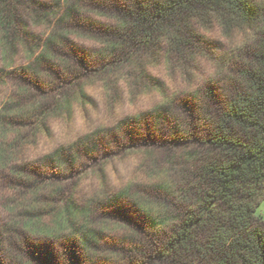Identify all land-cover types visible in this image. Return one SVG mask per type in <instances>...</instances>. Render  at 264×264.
I'll return each instance as SVG.
<instances>
[{
  "label": "trees",
  "instance_id": "trees-1",
  "mask_svg": "<svg viewBox=\"0 0 264 264\" xmlns=\"http://www.w3.org/2000/svg\"><path fill=\"white\" fill-rule=\"evenodd\" d=\"M87 2L0 0L5 50L13 49L18 37L29 51L39 45L24 31L16 13L18 3L36 14L45 11L37 14L44 20L52 10L55 16L62 10L56 19L60 31L20 69L21 77L35 79L40 87V73L54 71L57 79L75 87L85 77L99 75L106 77L111 90L113 75L122 72L132 96L150 87L166 96L164 84L148 74L145 62L161 47L166 48L169 65L189 81L198 69V57L214 60L219 48L200 28L216 23L226 37L239 32L244 40L219 62L218 77L181 95H167L152 110L123 119L110 133L118 145L127 138L137 140L144 131L147 136L161 134L149 139L155 147L188 144L178 156L165 155L170 168L154 169L152 176L158 174V179L154 177L142 192L129 185L114 196L100 195L87 208L77 205L62 185L45 184L51 192L43 197L40 162L12 163L11 149L18 136L2 147L0 161L12 169L16 176L12 185L24 198L12 203V218L0 225V264H264V221L257 211L264 197V0ZM84 5L109 22L82 19ZM72 34L93 39L101 47L89 56L80 55L68 38ZM48 86L56 90V103L44 98L47 90L32 105L15 101L11 104L15 111L11 108L6 114L11 107L6 105L0 114L2 126L19 120L43 122L55 107L71 101V88L55 81ZM24 94L34 93L25 87L19 97ZM101 142L97 132L73 148L61 147L41 163L51 168L75 165L76 154L92 152ZM115 206L119 213L109 211ZM95 211L100 218L121 219L128 211L137 218L141 234L133 230L113 250L101 251L97 246L101 224L92 217ZM46 213L52 216L49 223L43 221Z\"/></svg>",
  "mask_w": 264,
  "mask_h": 264
},
{
  "label": "rangeland",
  "instance_id": "rangeland-1",
  "mask_svg": "<svg viewBox=\"0 0 264 264\" xmlns=\"http://www.w3.org/2000/svg\"><path fill=\"white\" fill-rule=\"evenodd\" d=\"M40 1L54 3L56 0ZM84 1L89 2L91 0ZM1 8H4L2 4ZM39 11L40 13L45 12L41 9ZM16 13L20 22L24 25V31L28 37L37 40L39 45L35 46L34 51H29L27 44L24 42L25 40L18 37L13 49L5 50L2 44L3 37L0 27V114L5 112L6 105L11 106L20 99L23 106L36 103L40 99L39 96H43V91L46 90L49 91V97L45 96L44 98L47 101L53 99V103H56L55 97L58 98L55 95L56 90L52 91L48 86L50 83L53 84L54 81L63 83L66 85L65 88H71L74 93L68 104L55 107L57 110L50 111L43 122L27 120L24 124L19 123V120L15 124L7 126H2L0 123V150L18 136V144L11 149L12 163L14 165H24L26 163L33 165L40 162L43 175L39 178V184H42L43 187L39 194L46 197L51 192L49 186L44 188L45 184L62 185L65 187V192H68L77 205L86 208L90 205L91 200L100 197V195L103 197L114 196L129 185L136 186L139 191L144 187H149L154 182V177L158 176V174L152 176L154 169L168 171L170 168L165 158L168 152L178 156L188 149V144L185 143L155 147L149 141L153 140L155 136L160 137L161 134L155 133V135L147 136L144 135L145 131L137 134L138 137L140 136L137 140L132 141L127 138L123 140V144L118 145L113 141L110 133L118 129L120 121L129 116L152 110L167 95H181L183 91L198 87L203 80L212 79L214 75L218 77L219 62L228 57L231 49L244 40V34L239 32H236L232 38L226 37L216 23L208 29L200 28L199 30L206 37L219 44V48L214 60L203 56L198 57V69L189 81L179 70L172 67L171 64L169 65L166 48L161 47L154 57H151V59L146 58L145 62L148 74L164 84L166 96L151 87L138 91L132 96L126 82L127 75L122 72L113 75V88L111 90L106 88V77L99 75L85 77L77 86L73 87L69 82H64L60 78L57 79L58 76L54 71L49 72L46 70L40 73L39 84L41 86L38 87L35 79L21 77L18 73L21 68L32 63L34 57L40 53L44 41H47L53 33L60 31L56 19L62 13V10H59L57 16L53 14L52 10L51 14L48 15V19L44 20L24 4L18 3ZM81 18L109 22L108 19L102 18L87 5L83 6ZM68 38L74 47L80 50L78 51L80 55L89 56L101 47L100 43L85 36L72 34ZM64 50L70 51L67 47ZM59 55V58L64 56ZM54 62L59 63L56 59ZM25 87L30 90V93H34L32 97L29 94L19 97ZM80 93L83 94L82 97ZM35 94L37 97H34ZM51 106L54 107V104L51 103ZM11 108L14 111L16 110V106H11L6 114L13 111ZM97 132L100 133L102 142L98 143V148L92 152L76 154L75 165L51 168L49 165L41 163L45 157L52 156L61 147L73 148L80 141L92 137ZM153 154L155 157L151 156ZM175 165L177 166L178 162ZM13 178L15 179L16 176L12 174L10 166L0 161V225H4L12 218L11 207L14 201L24 198L12 185ZM156 178L158 179V177ZM124 206H127V204L124 203ZM109 211L119 213L118 206L112 207ZM257 211L264 221V197H262ZM123 215H126V218L121 219L113 215L100 218L96 211L93 212V219L101 224L98 226L100 234L97 237V246L101 251L113 250L118 240L126 238L133 230L141 234V227L137 218L128 211H125ZM43 217L44 222L49 223L52 221V216L47 213Z\"/></svg>",
  "mask_w": 264,
  "mask_h": 264
}]
</instances>
